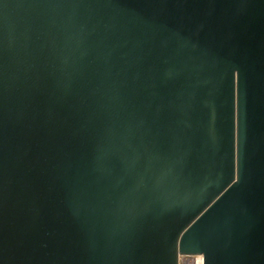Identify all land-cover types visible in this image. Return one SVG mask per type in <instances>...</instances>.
I'll use <instances>...</instances> for the list:
<instances>
[{
  "label": "water",
  "instance_id": "water-1",
  "mask_svg": "<svg viewBox=\"0 0 264 264\" xmlns=\"http://www.w3.org/2000/svg\"><path fill=\"white\" fill-rule=\"evenodd\" d=\"M264 264V0H0V264Z\"/></svg>",
  "mask_w": 264,
  "mask_h": 264
},
{
  "label": "bare ground",
  "instance_id": "bare-ground-1",
  "mask_svg": "<svg viewBox=\"0 0 264 264\" xmlns=\"http://www.w3.org/2000/svg\"><path fill=\"white\" fill-rule=\"evenodd\" d=\"M184 259H190V260H192L193 259V261H194V259L196 260H199L200 261V263L201 264H203V261H202V257H200V256H192V257H180L179 258V264H184L185 262H184ZM186 264V263H185Z\"/></svg>",
  "mask_w": 264,
  "mask_h": 264
},
{
  "label": "rangeland",
  "instance_id": "rangeland-1",
  "mask_svg": "<svg viewBox=\"0 0 264 264\" xmlns=\"http://www.w3.org/2000/svg\"><path fill=\"white\" fill-rule=\"evenodd\" d=\"M184 262H185L186 264H201L200 261L197 260V259H196V260L194 259V261H193V259H192V260H190V259H184ZM185 263H184V264H185Z\"/></svg>",
  "mask_w": 264,
  "mask_h": 264
},
{
  "label": "built area",
  "instance_id": "built-area-1",
  "mask_svg": "<svg viewBox=\"0 0 264 264\" xmlns=\"http://www.w3.org/2000/svg\"><path fill=\"white\" fill-rule=\"evenodd\" d=\"M193 256H200V255H193ZM181 257H183V256H181ZM184 257H186V256H184ZM187 257H192V256H187ZM200 257H202V256H200ZM202 261H203V258H202Z\"/></svg>",
  "mask_w": 264,
  "mask_h": 264
}]
</instances>
